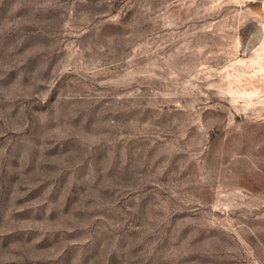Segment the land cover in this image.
I'll return each instance as SVG.
<instances>
[{"label":"rangeland","instance_id":"1","mask_svg":"<svg viewBox=\"0 0 264 264\" xmlns=\"http://www.w3.org/2000/svg\"><path fill=\"white\" fill-rule=\"evenodd\" d=\"M0 264H264V0H0Z\"/></svg>","mask_w":264,"mask_h":264}]
</instances>
